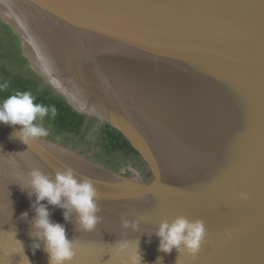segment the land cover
Returning a JSON list of instances; mask_svg holds the SVG:
<instances>
[{"label":"water","instance_id":"95a60500","mask_svg":"<svg viewBox=\"0 0 264 264\" xmlns=\"http://www.w3.org/2000/svg\"><path fill=\"white\" fill-rule=\"evenodd\" d=\"M0 16L39 59L34 39L57 49L63 82L39 69L42 78L118 133L151 175L108 170L45 138L9 140L14 129L0 124V264H48L31 234L35 197L17 200L33 168H71L96 187L91 231L48 206L73 240L70 264H130L137 244L141 264H264V0H0ZM179 216L205 224L196 255L160 252L148 236Z\"/></svg>","mask_w":264,"mask_h":264},{"label":"clouds","instance_id":"9594fccd","mask_svg":"<svg viewBox=\"0 0 264 264\" xmlns=\"http://www.w3.org/2000/svg\"><path fill=\"white\" fill-rule=\"evenodd\" d=\"M8 84H0V91H5ZM31 91H16L14 94L0 98V124L12 127L14 131L9 140H16L29 145L33 140L49 135L41 121L45 117L54 118L57 110L54 105L37 103ZM19 129L16 130V126ZM22 191L35 200L31 203L34 216L30 221L31 234L43 242L44 251L48 255V264H70L75 251L73 240H69L65 226L55 222L50 217L49 205L64 209V219L68 220L70 213H75V223L80 229L91 231L98 222L99 206L97 202L96 187L91 179H78L71 168L58 171L54 177L39 168L29 172L25 182L18 184ZM242 199L247 195L242 193ZM46 203H43L45 202ZM28 213L21 214V219H27ZM125 227H137L136 222L123 220ZM155 235L159 239L158 251L171 253L176 249L179 253L184 251L196 255L205 240L207 229L202 220H189L179 216L173 221L160 223L159 227L148 236ZM230 237V233L226 234ZM32 250L40 249L39 242H33ZM121 249L128 247L127 242L120 244ZM28 264H30L28 257ZM141 255L137 244L136 254L131 258L130 264H141ZM155 264H162V257H158Z\"/></svg>","mask_w":264,"mask_h":264},{"label":"rangeland","instance_id":"374dc122","mask_svg":"<svg viewBox=\"0 0 264 264\" xmlns=\"http://www.w3.org/2000/svg\"><path fill=\"white\" fill-rule=\"evenodd\" d=\"M27 56L18 35L0 16V84L5 78L11 79V83L18 86L20 83L30 82L34 84L33 92L31 91L33 95L42 88H47L51 97L57 98L58 102H64L75 112L66 99L42 78ZM3 97L0 91V98ZM79 115L85 117L84 121L68 129L57 128L48 118H44L40 123L49 131V135L44 138L73 150L108 170L122 172L127 176H138L146 181L151 179L150 172L140 157L127 147L115 144V141L109 142L111 138L105 134L104 124L82 113Z\"/></svg>","mask_w":264,"mask_h":264},{"label":"trees","instance_id":"16d2710c","mask_svg":"<svg viewBox=\"0 0 264 264\" xmlns=\"http://www.w3.org/2000/svg\"><path fill=\"white\" fill-rule=\"evenodd\" d=\"M5 82L8 84V88L7 90L2 91L4 97L14 94L16 91H32L33 92V89H34V86H33L34 84H30V82L20 83L18 86V85H15V83H11L12 82L11 79L5 78L3 79V82L1 84ZM15 86H18L19 88L18 87L15 88ZM34 96L36 97L35 102L37 103L55 106L57 110L56 116L54 118H52L51 116H47L45 118H48L50 122L53 123L54 126H56L57 128L68 129L72 126L80 124L85 119L84 116H81L77 114L76 112L71 111L64 102H58L57 98L51 97L50 91L47 88H42ZM103 126H104L103 128L106 129V130L104 129L105 134L111 138L109 142L112 143L115 141L116 142L115 144H119V145L125 146L128 149H130L118 133H116L113 129H111L106 124H104Z\"/></svg>","mask_w":264,"mask_h":264},{"label":"bare ground","instance_id":"6f19581e","mask_svg":"<svg viewBox=\"0 0 264 264\" xmlns=\"http://www.w3.org/2000/svg\"><path fill=\"white\" fill-rule=\"evenodd\" d=\"M40 46L41 48L44 50V52L42 51H39L40 54L42 55L39 59V57L36 55V51L32 49V44L31 42L29 41V39L27 38L26 39V42L28 43H25L24 45V48L27 52V54L31 57L32 59V62L33 64L35 65V67H37V69L41 70V72H45L46 74L49 75L50 78H54L58 81H62L64 80L65 76L63 75L64 73V68L61 67L60 64H58L57 66H55L51 61H56V56H55V52L57 51V49H54V50H51L50 48H48V45L44 42V40L42 38H37V39H34ZM53 52V56L51 58H47L48 55H51ZM43 57V58H42ZM42 59H44L42 61ZM41 60V61H40ZM46 60L47 63H45L44 61ZM53 76V77H52ZM68 85L73 89L74 86L73 84H70L68 83ZM67 87L69 88L67 85H64V87ZM75 92V91H74ZM70 99L72 101V103L74 104V107L77 108V109H82V106L83 103H81L82 101H79L78 98L74 97L72 98L70 96ZM81 104V105H80ZM29 196L26 195V192H25V195H22L21 197H17V200L19 201H23L24 204H27L29 201H31V199H28ZM31 220H29V223H30Z\"/></svg>","mask_w":264,"mask_h":264},{"label":"flooded vegetation","instance_id":"af4514ba","mask_svg":"<svg viewBox=\"0 0 264 264\" xmlns=\"http://www.w3.org/2000/svg\"><path fill=\"white\" fill-rule=\"evenodd\" d=\"M87 117L89 118V116H87ZM96 120H97V119H96ZM97 121H98V120H97ZM98 123H100V124H102V125L104 124V123H101V122H99V121H98ZM142 180H143V178H142Z\"/></svg>","mask_w":264,"mask_h":264}]
</instances>
